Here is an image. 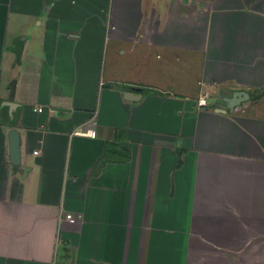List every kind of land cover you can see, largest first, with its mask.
<instances>
[{
  "label": "crops",
  "instance_id": "obj_1",
  "mask_svg": "<svg viewBox=\"0 0 264 264\" xmlns=\"http://www.w3.org/2000/svg\"><path fill=\"white\" fill-rule=\"evenodd\" d=\"M0 264H264V0H0Z\"/></svg>",
  "mask_w": 264,
  "mask_h": 264
},
{
  "label": "water",
  "instance_id": "obj_2",
  "mask_svg": "<svg viewBox=\"0 0 264 264\" xmlns=\"http://www.w3.org/2000/svg\"><path fill=\"white\" fill-rule=\"evenodd\" d=\"M128 96V97H127ZM126 98L132 99L133 97H138V95H125ZM248 98L247 93L243 91H229V90H221L220 97L216 99L217 103L221 106H225L226 109L232 110L233 107L239 105L243 101H246ZM215 99H210L209 103H212ZM3 105L7 106L9 112L13 110L16 106V103L11 101H4ZM224 108V107H223ZM216 111L218 113H224V109L217 108ZM8 139H9V159L10 163L14 165H18L21 162V155H20V143H19V132L16 129H10L8 132Z\"/></svg>",
  "mask_w": 264,
  "mask_h": 264
},
{
  "label": "built area",
  "instance_id": "obj_3",
  "mask_svg": "<svg viewBox=\"0 0 264 264\" xmlns=\"http://www.w3.org/2000/svg\"><path fill=\"white\" fill-rule=\"evenodd\" d=\"M198 104H199V106H207V105H209V101H208L207 96H202V97H200V98L198 99ZM90 136H91V137H94V136H95V131H92V132L90 133Z\"/></svg>",
  "mask_w": 264,
  "mask_h": 264
},
{
  "label": "trees",
  "instance_id": "obj_4",
  "mask_svg": "<svg viewBox=\"0 0 264 264\" xmlns=\"http://www.w3.org/2000/svg\"><path fill=\"white\" fill-rule=\"evenodd\" d=\"M16 60H19L21 54V47H19L16 51ZM11 123H14V119L11 120Z\"/></svg>",
  "mask_w": 264,
  "mask_h": 264
}]
</instances>
